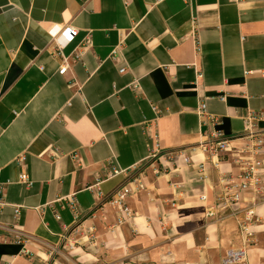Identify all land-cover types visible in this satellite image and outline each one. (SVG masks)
Instances as JSON below:
<instances>
[{
  "label": "crops",
  "instance_id": "1",
  "mask_svg": "<svg viewBox=\"0 0 264 264\" xmlns=\"http://www.w3.org/2000/svg\"><path fill=\"white\" fill-rule=\"evenodd\" d=\"M54 26L77 31L61 54ZM249 129L264 136V0H0V264H264L244 214L207 218ZM214 132L234 140L215 164Z\"/></svg>",
  "mask_w": 264,
  "mask_h": 264
},
{
  "label": "built area",
  "instance_id": "2",
  "mask_svg": "<svg viewBox=\"0 0 264 264\" xmlns=\"http://www.w3.org/2000/svg\"><path fill=\"white\" fill-rule=\"evenodd\" d=\"M48 34L54 41L53 43H55L58 53L61 54L62 49L65 47L66 40L75 38L77 36V31L71 27L60 28L59 26H54ZM68 69L67 64H64L61 67L59 74L62 76L65 75ZM120 73H124V70L122 69ZM205 112L206 104H202L200 106V113L201 115H204ZM255 119L256 117L249 116V127L251 122ZM248 133H251L250 135L254 136L252 139L251 152H247V154H250L251 156L248 158L237 159L244 163L242 165L240 177L224 179L221 182L222 197L215 206L209 209L207 214L208 219L218 218L220 215L222 216L227 212L244 214V219L239 222V229L245 247L247 246V243H251L248 241L254 234V232H251V229L255 227L254 224L260 220L254 208L255 206H264V180L262 173L257 168L259 164L256 160L258 157L264 155V136H255L250 129L248 130ZM233 141V139L226 138L221 132L211 133L208 137V141L202 146V152L212 161L213 164H215L213 162L214 160L218 161L224 154H228L233 150V148H231ZM239 154L243 156L245 151H241ZM174 160H176V158ZM184 162L188 164L191 162V159L184 157ZM119 173L120 172L118 171H114L112 175L116 176ZM20 179L23 183H30L27 175H21ZM133 183L136 184V192L145 189L138 180H134ZM134 193L135 191L130 186L126 185L111 196V204L120 212L122 222H127L133 217L132 212L127 206V201ZM247 194L253 195L252 203L250 206L241 207L242 204L246 203L245 196ZM63 242L68 244V247L73 250L74 244H72L66 236L63 237ZM245 262L246 253L244 251H237L231 252L228 255L225 264H242Z\"/></svg>",
  "mask_w": 264,
  "mask_h": 264
},
{
  "label": "rangeland",
  "instance_id": "3",
  "mask_svg": "<svg viewBox=\"0 0 264 264\" xmlns=\"http://www.w3.org/2000/svg\"><path fill=\"white\" fill-rule=\"evenodd\" d=\"M221 161H224V159H222ZM256 225H258V224H254V226H256ZM258 230L259 229L255 230L257 233L255 231H253L255 233L253 234V236L251 238H249L248 241L251 243H249V244L247 243V248L250 246L255 247V248L264 247V232L261 233ZM67 251H69V250H67Z\"/></svg>",
  "mask_w": 264,
  "mask_h": 264
},
{
  "label": "bare ground",
  "instance_id": "4",
  "mask_svg": "<svg viewBox=\"0 0 264 264\" xmlns=\"http://www.w3.org/2000/svg\"><path fill=\"white\" fill-rule=\"evenodd\" d=\"M264 227H262V229H263ZM251 254H253V253H251Z\"/></svg>",
  "mask_w": 264,
  "mask_h": 264
}]
</instances>
